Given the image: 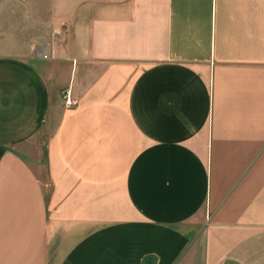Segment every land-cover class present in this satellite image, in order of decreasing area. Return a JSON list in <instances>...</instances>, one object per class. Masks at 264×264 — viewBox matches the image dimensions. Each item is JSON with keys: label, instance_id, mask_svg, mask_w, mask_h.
I'll use <instances>...</instances> for the list:
<instances>
[{"label": "crops", "instance_id": "obj_1", "mask_svg": "<svg viewBox=\"0 0 264 264\" xmlns=\"http://www.w3.org/2000/svg\"><path fill=\"white\" fill-rule=\"evenodd\" d=\"M45 6L50 56L0 52V264H264V0Z\"/></svg>", "mask_w": 264, "mask_h": 264}, {"label": "rangeland", "instance_id": "obj_2", "mask_svg": "<svg viewBox=\"0 0 264 264\" xmlns=\"http://www.w3.org/2000/svg\"><path fill=\"white\" fill-rule=\"evenodd\" d=\"M46 9L45 0H0V52L21 50L26 42L30 40L29 43H32L35 40L30 56L43 58L38 51L40 46H49V43L37 37L28 39L27 35H33L34 32L24 29V20L31 17L38 20L47 12ZM61 22L59 21V26L62 29L64 23ZM12 26H17V30H13ZM66 92L63 93L64 105ZM70 96L72 97L71 94Z\"/></svg>", "mask_w": 264, "mask_h": 264}, {"label": "built area", "instance_id": "obj_3", "mask_svg": "<svg viewBox=\"0 0 264 264\" xmlns=\"http://www.w3.org/2000/svg\"><path fill=\"white\" fill-rule=\"evenodd\" d=\"M61 24H63L62 22H61ZM43 46H45V45H43ZM41 47L40 46V49H39V51H38V54L41 56V57H43V58H47V57H49L50 56V48H49V46H47V47ZM77 103V100L75 99V98H72L71 96H70V93L67 91L66 93H65V105L67 106V107H70V106H73V105H75Z\"/></svg>", "mask_w": 264, "mask_h": 264}, {"label": "bare ground", "instance_id": "obj_4", "mask_svg": "<svg viewBox=\"0 0 264 264\" xmlns=\"http://www.w3.org/2000/svg\"><path fill=\"white\" fill-rule=\"evenodd\" d=\"M42 47V46H41ZM43 47H47V46H43Z\"/></svg>", "mask_w": 264, "mask_h": 264}]
</instances>
